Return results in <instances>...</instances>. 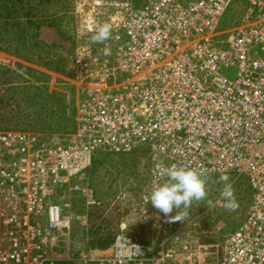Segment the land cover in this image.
Segmentation results:
<instances>
[{"label":"built area","instance_id":"2783aa9c","mask_svg":"<svg viewBox=\"0 0 264 264\" xmlns=\"http://www.w3.org/2000/svg\"><path fill=\"white\" fill-rule=\"evenodd\" d=\"M142 1L88 4L95 17L108 9L126 21L110 20L111 39L93 65L82 64L78 46L76 67L87 75L74 131L50 140L0 132V264H201L208 249H216V264H264V0ZM234 3L242 12L225 34L220 23ZM94 19L83 18L80 33L96 32ZM110 43L116 47L105 56ZM140 148L150 167L148 207L140 210L158 229L155 241H135L122 223L108 248L65 254L59 248L72 227L86 232L88 208L98 204L88 184L96 153ZM158 162L206 170L207 178L248 179L246 217L219 246L192 251L151 205L152 190L166 179ZM80 200L83 211L75 212Z\"/></svg>","mask_w":264,"mask_h":264},{"label":"rangeland","instance_id":"374dc122","mask_svg":"<svg viewBox=\"0 0 264 264\" xmlns=\"http://www.w3.org/2000/svg\"><path fill=\"white\" fill-rule=\"evenodd\" d=\"M29 1L34 5L38 0ZM80 1H61L67 4L69 3L70 8L68 12L69 16L66 17L69 20L68 24H65L63 21L61 23L62 28L65 31L68 30V40L63 43V46H60V49H49L47 47H45L47 49L32 48L31 50L36 52V56L29 52V47H26L27 49L17 50L20 55L26 57L28 60L15 57L11 53L3 51V49L0 50V66L10 68L15 72L9 78L4 77V83L0 85V119L3 122L1 126L4 127V129H0V132L19 131L29 134H41L45 140H50L74 131L73 127V130L71 128L70 130L64 131L63 128L59 130L58 127H47L43 123L36 121L30 115L33 113L34 108L31 107L30 99L27 96L29 97V93L37 92L38 87L41 90L46 88L48 92L65 94V98L68 99L67 102L72 100L71 98L73 97L74 104L76 105L81 91L79 81L82 80V75L86 74L83 71H78L76 67L78 46L81 45L82 48L79 60L82 61V64L91 66L99 58L100 48L103 45L93 43L92 36L95 32L85 33L84 31L80 33L79 26L81 21L84 18L85 23L91 24L92 16L93 19L95 18L94 23H97L98 26L105 23L110 24V20L115 24L117 23V25H122L123 16L120 12L107 9L101 11V14L95 17L88 6L89 3L93 5V0H85L86 3L81 7L79 6ZM115 1H129L132 6H139L143 3L142 0ZM95 5L100 4L97 3ZM77 7H80L78 10L80 17L75 14ZM237 7L238 5L236 3L232 4L221 20L220 30H225V34L228 33L229 29L227 28L230 25H235L234 15L242 12V9ZM46 10L48 9L46 8ZM46 10H43V12L48 13L49 10ZM112 27L111 25V30ZM45 31L48 33L52 30L45 29ZM223 38H226V36ZM4 39V36L0 37V45H4ZM44 39L47 41L48 37ZM49 42H51L50 39ZM16 43L14 40L11 41V46L15 47ZM71 43L73 44V52L71 51L72 53H69L68 49L71 50L72 48ZM27 45L29 46V43ZM107 47L111 50L116 47V44L110 43ZM39 54L41 59L37 58ZM64 58L68 60L65 68L57 72L48 69V66H55V62L58 59ZM42 61H44L45 66L41 65L43 63ZM82 68L85 69V66ZM232 72L234 73L233 70ZM228 77H232V75ZM29 83L32 84V86L30 85L31 87ZM37 100L41 101V104L44 103L40 98H37ZM6 127L14 128L5 129ZM149 168V158L146 148H140L131 153L119 155L101 152L96 153L95 159L88 171V184L98 204L88 208L89 227L86 233L90 228L97 225L101 228L100 233L103 237L114 236L121 230V224L124 223L126 233L135 235L144 241L150 242V239L155 241L158 236V229L155 226L148 225L150 218H145L146 215L142 214V210H140V208L148 207L147 205L143 206L142 201L143 196H148L149 194ZM228 176L233 184L234 194L238 204L235 211H229L224 207V201L220 195L223 183L219 180L220 176H215L210 180L207 178L206 185L208 199L213 202L212 205H209L207 201L194 203L190 209V215L186 219L183 221L173 220V224H176L175 231H177V235L182 239H186L184 242L188 243L192 251L199 249L198 245L200 247H207V245L219 246L222 236L238 227L246 217L250 205V196L247 191V185L249 186L248 179L245 176L236 177L234 174H228ZM249 191L252 192L251 189ZM74 205L73 208H75ZM78 206L77 211H83V203L78 204ZM146 214L148 216L151 214L152 216L150 211H147ZM175 214L174 211L171 215L174 216ZM74 229L76 230L75 233L77 236L74 238L69 236L70 239L64 241V244L59 248L65 254L69 252L75 256L79 251L86 250L89 247L98 248L97 246H89L88 243L83 241V237L78 235L81 232V228L73 226L71 232ZM62 246L65 247L64 250ZM208 252L209 255L201 258L200 263L216 264L218 260L216 249L212 251L208 249Z\"/></svg>","mask_w":264,"mask_h":264},{"label":"trees","instance_id":"16d2710c","mask_svg":"<svg viewBox=\"0 0 264 264\" xmlns=\"http://www.w3.org/2000/svg\"><path fill=\"white\" fill-rule=\"evenodd\" d=\"M61 1L62 0H38L34 3V5H32L29 0H0V37H5L3 40L5 43L4 45H0V50L3 49V51L9 52L15 57L28 60L26 57L20 55L17 50L27 49L26 47H29V52L32 55H35L36 52H33L31 50L32 48L43 49L47 47L49 49H60V46H63V43L68 40V30L65 31V29L62 28L61 23L63 21L65 24H68L69 20L66 19V17L69 16L68 12L70 8V1L68 4ZM43 10L48 11V13L43 12ZM45 29H51L52 31L47 33ZM46 37H48L47 41L44 39ZM49 39L51 42H49ZM13 40L17 42L15 47L11 46V41ZM27 43H29V46ZM72 43L71 50L68 49L69 53L73 50ZM37 58L41 59L40 54L37 56ZM42 62L43 63H41V65L45 66L44 61ZM67 63V58L60 60L58 59V61L55 62V66H48V69L57 72L62 68H65ZM12 74H15L14 70L0 66V85L1 83H4V77L9 78ZM30 85L32 86V84L29 83V86ZM38 90L40 91L39 93ZM38 90L35 93H29V97L27 96V98L30 99V103L32 105L31 107L34 108L32 111L34 115L33 113H29L32 118H35L36 121L43 123L47 127H58L59 130L63 128L64 131H67L72 127L74 128V98L72 97V100L67 102L68 99L65 98V94L58 92H48L46 88L41 90L38 87ZM37 98L42 99L44 103L41 104V101H38ZM2 124L3 122L0 119V129H4V127L1 126ZM11 128L14 127H6L5 129ZM208 179L210 180L212 177ZM249 189L250 188L247 185V191L249 192L250 196L251 192ZM79 202L81 204L84 203L81 200L78 202H73V204H75V212H80L77 211L79 207L78 204H80ZM100 229L101 228H99L97 225L93 228H90L87 233L81 229V232L78 235H81L83 237V241L88 243L89 246H97L101 249L108 248L112 244L114 236L112 235L109 237H103L100 233ZM75 231L76 230L74 229L71 232L72 238L77 236ZM131 237L135 241L143 244H148L149 242L141 240L135 235H131Z\"/></svg>","mask_w":264,"mask_h":264},{"label":"clouds","instance_id":"9594fccd","mask_svg":"<svg viewBox=\"0 0 264 264\" xmlns=\"http://www.w3.org/2000/svg\"><path fill=\"white\" fill-rule=\"evenodd\" d=\"M111 35V25L105 23L98 26L92 36V41L93 43L104 44L111 39ZM103 52L105 56L111 55V50L108 47H105ZM155 168L158 174L166 179L162 184L154 187L149 201L164 217L174 221H183L190 215V209L194 203L207 201L209 205H212L213 202L208 199L206 170L197 171L183 166H169L163 162H158ZM219 180L223 183L220 195L224 201V207L229 211H235L238 204L230 177L224 174L219 177ZM174 211L176 214L172 216Z\"/></svg>","mask_w":264,"mask_h":264},{"label":"bare ground","instance_id":"6f19581e","mask_svg":"<svg viewBox=\"0 0 264 264\" xmlns=\"http://www.w3.org/2000/svg\"><path fill=\"white\" fill-rule=\"evenodd\" d=\"M125 21H126V17L124 16V17H123L122 24H125Z\"/></svg>","mask_w":264,"mask_h":264}]
</instances>
